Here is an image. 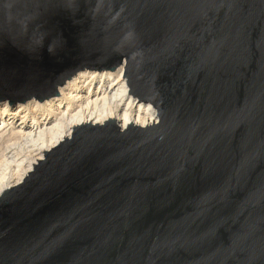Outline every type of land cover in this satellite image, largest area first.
<instances>
[{
	"label": "water",
	"instance_id": "95a60500",
	"mask_svg": "<svg viewBox=\"0 0 264 264\" xmlns=\"http://www.w3.org/2000/svg\"><path fill=\"white\" fill-rule=\"evenodd\" d=\"M122 65L157 123L44 152L0 195V264H264V0H0V103Z\"/></svg>",
	"mask_w": 264,
	"mask_h": 264
},
{
	"label": "bare ground",
	"instance_id": "6f19581e",
	"mask_svg": "<svg viewBox=\"0 0 264 264\" xmlns=\"http://www.w3.org/2000/svg\"><path fill=\"white\" fill-rule=\"evenodd\" d=\"M123 74V65L113 72L84 70L59 89L57 98L13 108L0 103V195L21 183L44 152L79 125L113 120L125 130L156 124L152 106L128 96Z\"/></svg>",
	"mask_w": 264,
	"mask_h": 264
}]
</instances>
